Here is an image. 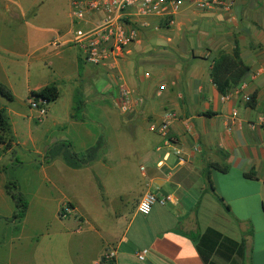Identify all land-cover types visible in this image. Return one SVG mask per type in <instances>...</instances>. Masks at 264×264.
Wrapping results in <instances>:
<instances>
[{"label": "crops", "instance_id": "1", "mask_svg": "<svg viewBox=\"0 0 264 264\" xmlns=\"http://www.w3.org/2000/svg\"><path fill=\"white\" fill-rule=\"evenodd\" d=\"M187 10L191 9L181 8L168 22L162 19L151 20L149 27L140 31L138 40L128 47L126 55L136 45L142 44L141 37H150L159 30L169 29L176 21L178 25H183L184 21L192 22L193 15ZM203 13L219 20L228 16L218 11ZM5 14L11 15L14 22L23 24L25 29V37L20 39L10 28H0V82L11 90L19 108L25 107L27 103L15 93L11 79L15 78L19 82L17 67L21 59L26 57V67H29L30 60L34 58L32 55L38 51L41 53L35 56V60L45 63L55 59V64H61L62 70L70 62L77 71V77L80 59L83 69L79 77H84V80H81L78 87L86 94L92 92V85H86L85 80L93 73L84 70L87 63L81 59L78 49L69 42L73 30L69 0L67 9L61 12H32L29 20L26 18L27 13L8 10ZM229 17L236 23L233 27L235 32L241 35L234 38L230 30L232 25L227 26V33L210 39L207 52L202 54L195 53L185 43L171 48L174 52L171 57L165 54L166 51L159 50L157 58H146V61L154 63L158 68L155 72L137 73L136 86L127 78L121 77L118 81L116 74L121 75L124 68L120 66L117 69L118 64L115 76L106 73L95 75L97 84L94 90L102 99L111 101L118 84L122 83L143 101L130 117L131 121L135 118L143 119L144 124L139 123L137 127L141 134L146 135L148 146L137 158L141 161L138 168L139 189L131 205L124 208L126 212L120 211L122 204L112 211L115 227L106 233L109 237L100 235L80 214L75 218L78 223L76 230L64 225L58 214L61 207L59 204L56 211L60 225L58 232L52 233L45 229L40 235L44 248L50 247L51 253H47L42 257L44 261L37 264H105L104 256L111 251L115 252L114 264H206L204 257L208 256L211 244L221 243L222 238L235 243L244 240V258L234 257L232 245L224 242L221 254L209 255V262L264 264V150L261 145L264 136L263 128L259 125V120L264 119V0H236ZM39 18H43L44 22L38 23L35 19ZM171 40L169 36L166 37L167 42ZM235 41L240 49V57L250 67V71L229 93L240 85H243L242 90L227 101H221V95L210 79V69L217 52H231ZM30 47L35 48L27 54ZM73 49L77 51L74 56L70 54ZM244 54L247 60L243 58ZM51 71L56 73L53 69ZM25 83L28 94L49 84L47 81L44 84H31L27 79ZM162 84L166 89L158 94V87ZM251 96H254L253 108L246 101ZM1 106L8 118L10 112L16 116V111L4 104ZM166 111H172L177 116L170 123L168 134L176 138L183 163L172 154L162 160L161 153L155 151L161 138L150 131L149 125L160 122ZM9 122L11 124L10 118ZM251 124H255L256 128L252 129ZM11 129L15 139L12 124ZM83 130L90 135L87 129ZM14 145L15 142L12 148ZM11 150L2 152L0 146V181L1 177L5 181V190L0 189V207L9 211L7 215L0 214V237L10 244L8 255L13 258V254L17 256L16 253L20 251L18 242L23 238V226L30 204L27 205L24 218L16 222L12 219V208L3 198L7 194L6 184L9 182H14L18 191V181L6 179L2 175L3 158ZM34 153L40 155L37 149ZM43 159L40 166H43L42 169L61 160L56 157L45 163L47 158ZM158 162H161L160 166ZM7 164H13V161ZM224 167L225 172L218 170ZM45 181L53 184L48 177H45ZM146 193L154 194L158 201L152 205L148 215H141L137 212V205ZM115 195V199L123 203L121 195ZM167 196L170 199L161 205L160 199ZM66 203L73 205L71 215L76 214L77 207L70 201ZM87 232H96L99 236L88 239L85 236ZM75 234H78V245L72 248ZM199 237L205 238L201 251L197 247ZM32 239L30 241L34 246L39 245L40 241L35 243ZM143 249L148 250L145 262L136 258V253ZM227 256L229 260H226Z\"/></svg>", "mask_w": 264, "mask_h": 264}, {"label": "rangeland", "instance_id": "2", "mask_svg": "<svg viewBox=\"0 0 264 264\" xmlns=\"http://www.w3.org/2000/svg\"><path fill=\"white\" fill-rule=\"evenodd\" d=\"M186 6L183 5L182 8ZM65 9H67V0H0V28H10L14 34L23 39L25 37L23 24L15 23L14 18L10 17L11 15L5 14L8 10L27 13L26 18L29 20L32 12H61ZM187 12L193 15L192 22L184 21L183 25H178L176 21L169 29L159 30L150 37L143 36L140 38L142 40L140 46L136 45L129 55L124 53L123 57L118 59L117 69L120 66L124 67L121 75L116 74L117 69L111 70L86 64L84 70L93 73L85 80L86 85H92L90 87L92 92L89 94L79 89L78 85L81 80H84V77H79L82 73H78L77 77V71L70 62L64 68L62 67L63 70L60 69L61 64L58 65L56 62L58 65L56 66L55 59H49L45 63L38 62L35 60V56L37 57L41 53L39 51L32 55L34 58L30 60L29 67H26V57L21 59L22 62L17 67V76L20 77V80L16 82L15 78H12L11 82L15 93L27 104L25 107L19 108L14 102L15 100L9 102L0 98L2 105H6L19 114L16 113V116L11 112L8 114L16 145L3 158L2 175L6 179L18 181V192L30 204V209L26 224L23 226V238L18 242L20 251L16 253L17 256L13 254V258H11L8 255L10 244L2 241L0 237V264L42 263L44 261L42 257H45L47 253L50 254L52 249L44 248L40 235L45 232V229L52 233L58 232L60 225L56 216L57 206L59 204L62 206L67 201L77 207V212L65 220L59 218L64 225L76 230L78 223L75 218L80 214L95 227L100 235L109 237L106 233L115 227L114 219L111 216L112 211L114 208L118 209V205L122 204L123 208L120 211L126 212L124 208L131 205V201L139 189L138 168L141 161L137 158L148 146L146 145V135L141 134L137 127L139 123L140 125L144 124L143 119L130 120L135 108L122 114L112 106L109 99H102L94 90L97 84L95 75L100 76V74L106 73L115 76L116 74L118 81L121 77L127 78L136 86L137 73L144 72L145 74L153 70L155 72L158 68L153 65L154 63L146 60L157 58L159 50L166 51L165 54L171 57L174 54L171 48L180 47L182 43H185V45L191 46L195 53L202 54L207 52L210 39L227 33V26L231 27L232 25L230 30L233 31L234 38L236 35H241L235 32L233 27L236 23L230 20L229 16L219 20L197 10L191 9ZM35 20L38 23L44 22L43 18ZM167 36L172 39L170 42L166 41ZM34 48L30 47L27 54ZM76 52L73 49L70 54L74 56ZM245 56L246 54L243 58L247 60ZM51 69L56 73L54 74ZM25 79L31 84H44L47 81L49 84H55L59 91L58 99L48 104L46 115L38 122L31 118L33 112L28 107L29 94ZM75 95L81 100V105L75 110L76 117L72 120ZM83 129H87L90 135L86 134V130ZM65 140L71 143V149L75 153L84 152L88 148L100 144L97 162L94 161L79 170H72L58 159L42 169L43 166H40L43 164V157H48L46 153L49 146L54 142ZM35 149L39 151V156L34 153ZM10 161H13V164H7ZM45 177L52 180L53 184L47 183ZM4 182L1 177L0 189L2 190H5ZM115 193L121 195L123 203H120L119 199H115ZM5 195L3 198L14 212L13 200L7 194ZM8 213L9 211L5 207H0L1 215ZM1 225L0 222V230H2ZM85 236H88V239H94L99 234L87 232ZM31 238L35 243L37 240L40 241L39 245L34 246V243L30 241ZM75 245H78V234L74 236L72 248Z\"/></svg>", "mask_w": 264, "mask_h": 264}, {"label": "built area", "instance_id": "3", "mask_svg": "<svg viewBox=\"0 0 264 264\" xmlns=\"http://www.w3.org/2000/svg\"><path fill=\"white\" fill-rule=\"evenodd\" d=\"M236 0H69L70 16L73 30L69 42L75 46L81 59L87 64L101 66L115 70L118 59L123 57L126 49L139 38L140 31L149 27L151 20L162 19L169 21L176 15L183 5L187 8L208 12L218 11L228 16L235 5ZM243 85L238 86L232 93L221 95V101H227L233 94L242 90ZM166 89L164 84L158 87V94ZM250 98H246L249 102ZM142 99L131 93L127 87L120 83L117 86L111 104L120 113L126 114L134 108L142 105ZM48 104L43 100H29L28 107L32 110L31 118L40 121L46 115ZM236 113L233 112V116ZM177 116L172 111L164 112L158 123H151L149 129L161 138V143L155 147V151L161 153V159H167L171 154L183 163L182 152L176 138L168 134L170 123ZM263 128L264 119L259 120ZM255 129V124L250 125ZM264 150V138L262 140ZM158 166L161 162H158ZM170 197L160 199L164 205ZM158 201L152 193H146L137 205V212L148 215L152 205ZM67 203L59 210V217L67 218L73 213ZM147 249L136 253L138 261L145 262ZM115 252L111 251L104 256L109 264H114Z\"/></svg>", "mask_w": 264, "mask_h": 264}, {"label": "trees", "instance_id": "4", "mask_svg": "<svg viewBox=\"0 0 264 264\" xmlns=\"http://www.w3.org/2000/svg\"><path fill=\"white\" fill-rule=\"evenodd\" d=\"M83 69V64L80 59H78V73L81 74ZM250 71V67L244 63V61L240 57V49L238 43L234 42V47L231 52L218 51L216 56L214 57L210 69V79L214 84L216 91L220 95L228 94L234 87H236L241 79L244 77L246 73ZM59 97V91L55 84H48L41 88L36 92L29 93V100H43L47 104L50 102H54ZM0 98L5 99L6 101L13 102L15 100L14 95L11 90L4 84L0 82ZM249 107H254V96L250 97L249 102L247 103ZM81 105V100L77 95L74 96V106L72 110L74 113L71 114V118L75 119V110L79 108ZM15 142L14 136L12 134L11 124L9 122V118L6 114L5 109L0 104V146H2V152H6L12 149V146ZM48 155L46 162L49 163L56 157H60L63 163L71 169H80L84 168L90 163L96 161L100 154V144H97L91 148H88L84 152L75 153L72 151L70 142L68 140L65 141H57L53 143L47 153ZM221 172H225L226 168H218ZM7 194L13 200V204L15 210L12 215V219L16 222H20L27 210V201L23 198V196L16 191V185L14 182H9L6 184ZM218 201L222 204L224 208H226L225 204L221 199L218 198ZM70 208H73L71 203H67ZM62 206L60 207V209ZM227 209V208H226ZM220 237V235H218ZM204 237L198 238V249H201V246L205 244ZM231 244L233 247L234 257L237 259L244 258L245 251V242L242 240L240 243H235L230 241L227 238H222V242L217 244V242H213L211 244L210 250L208 252V256L204 257V262L206 264H213L208 261L209 255L221 254L223 243ZM217 246V247H216ZM229 246V245H228ZM226 246V248L228 247ZM236 250L234 251V249ZM201 251V250H200ZM235 252V253H234ZM228 259V256L226 257ZM233 261V260H232ZM105 264H109L105 260Z\"/></svg>", "mask_w": 264, "mask_h": 264}]
</instances>
